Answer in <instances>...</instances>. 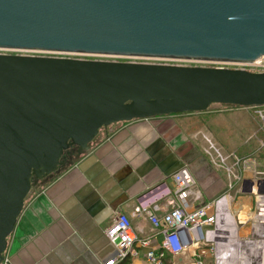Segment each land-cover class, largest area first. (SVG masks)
I'll return each mask as SVG.
<instances>
[{"label":"water","instance_id":"water-1","mask_svg":"<svg viewBox=\"0 0 264 264\" xmlns=\"http://www.w3.org/2000/svg\"><path fill=\"white\" fill-rule=\"evenodd\" d=\"M0 48L264 63V0H0ZM214 103L264 105V69L0 54V264L33 178L63 150Z\"/></svg>","mask_w":264,"mask_h":264},{"label":"crops","instance_id":"crops-1","mask_svg":"<svg viewBox=\"0 0 264 264\" xmlns=\"http://www.w3.org/2000/svg\"><path fill=\"white\" fill-rule=\"evenodd\" d=\"M250 120L258 124L251 111L226 107L118 123L28 197L7 239L6 264H105L117 254L105 229L119 212L130 218L138 238L147 244L136 242L135 254L118 264H147L146 252L160 250L162 236L134 209L158 205L159 215L168 209L174 187L171 175L183 166L195 179L198 205L231 193L228 183L236 180L234 175L248 178L257 170L253 144L259 137ZM231 155L243 161L233 173L234 181L219 165ZM239 199L236 207L243 206ZM230 202V196L220 200L225 223L219 231L209 232L211 239L227 237L226 243L217 244L218 264L219 248L233 240L227 218L234 215ZM210 251L204 241L193 242L178 254L165 251L163 261L215 264Z\"/></svg>","mask_w":264,"mask_h":264},{"label":"built area","instance_id":"built-area-1","mask_svg":"<svg viewBox=\"0 0 264 264\" xmlns=\"http://www.w3.org/2000/svg\"><path fill=\"white\" fill-rule=\"evenodd\" d=\"M0 50H7V48H0ZM40 51L51 54H67L64 52L56 51H42V50H28ZM106 56V55H102ZM123 57V56H117ZM135 58V57H130ZM213 64L216 68H229V69H244L251 72H261L264 69L263 59H257L252 62H230V61H207ZM251 111L258 122L259 130L263 133V139L259 138L260 147H264V105L262 106H249L241 107ZM211 149H214L211 146ZM234 159L231 167H226L228 175H234L232 168L238 166L241 160L231 155ZM225 159H221V164L224 165ZM243 162V161H241ZM236 180H239L234 194L245 196L253 200V214L250 218V231L253 237L254 224L260 225L259 227L264 230V170H255L250 177H238L234 175ZM171 179L173 182L172 198L168 203L166 209L161 215L158 214V205H153L149 209H142L136 207L135 213H142L148 219L151 230L158 232L162 236L160 250H148L145 254L147 264H165L163 259L165 251L172 254H178L183 251L189 244L198 241L209 242L215 241V252L213 253L214 262L218 264V256L216 254L217 244H224L227 242V237H220L221 242L211 239L209 232L219 231L220 225H224V219L221 218L222 213L219 208V202L226 196L231 197V193L226 192L216 200L210 201L207 205H198L200 195L195 190V179L191 172L186 167H180L172 173ZM248 182L252 186H248ZM235 188V183H228V190L231 191ZM260 188V190H259ZM238 198V199H239ZM213 208V213L208 214V210ZM220 222V224H219ZM198 228L201 229V235L198 233ZM105 235L108 241L116 248V257L109 260L105 264H118L128 255L135 254L133 245L138 242L141 245H146L147 240H140L132 226L130 218L124 213H117L113 223L105 229ZM252 239V238H251ZM211 249V248H210ZM212 251V250H211ZM1 264H6V259L3 257ZM187 264H202L201 261H191ZM261 264H264V234L263 245L261 247Z\"/></svg>","mask_w":264,"mask_h":264},{"label":"rangeland","instance_id":"rangeland-1","mask_svg":"<svg viewBox=\"0 0 264 264\" xmlns=\"http://www.w3.org/2000/svg\"><path fill=\"white\" fill-rule=\"evenodd\" d=\"M0 54H18V55H35V56H52V57H63V58H79V59H96V60H115V61H123V62H142V63H161V64H173V65H183V66H202V67H210L214 66L210 62L204 61V60H197V59H185V58H159V57H141V56H133L135 58H130L132 56H123V57H117L116 55H91V54H82V53H67V54H51L46 52H40V51H28V50H17V49H7V50H0ZM230 108L233 107L232 105H223V104H211L208 109H218L223 110L224 108ZM250 112V111H249ZM256 119V118H255ZM257 120V119H256ZM118 123L111 124L107 127H103L99 130L98 134L94 137V139L90 142L89 147L94 145L96 142L103 139L109 132H111V128L115 127ZM250 126L253 130H257V136L261 139H263V133L261 130L258 129V124L256 121L250 120ZM255 141V140H254ZM254 153L255 156V164L257 165V170H264V147L261 148L260 144L257 142H254ZM69 149H71V155L65 156V152L62 153V160L61 165L58 166V168L55 170V172L43 177V178H33L32 180V186L31 191L28 194L25 201L28 199V197L36 192L42 184H44L46 181H48L52 176L60 172L62 169L67 167V165L74 162L77 155L80 154V152H84L86 150H77L78 148L76 146H73L72 148H68L66 151L69 152ZM212 153L213 151L210 150ZM215 154V153H213ZM230 159L227 158V160L223 164H219L224 167H231L234 159H232L231 156H229ZM251 158V156L249 157ZM252 159V158H251ZM253 160V159H252ZM251 160V161H252ZM247 166H249V163H246ZM245 167V166H244ZM236 168L235 170H232L234 174L237 173V166H234ZM233 169V168H232ZM243 170V168H241ZM245 170V169H244ZM233 181L235 180L232 175H229ZM237 176V175H236ZM246 178V177H245ZM231 179V180H232ZM233 183H235V187L238 185L239 180H235ZM231 196L233 200L230 202V209L231 212L234 213L233 216L227 217L229 220V234L232 236L231 240L232 242L228 243V246L220 247L219 248V263L220 264H238V258L245 260L246 264H257L253 263L251 260H253L252 257H254V253H251L256 248V240L260 237L259 235V227L256 226L254 229V237L252 238V234L250 231V223L251 220L249 218L250 214H253V200L249 199L247 197H243L244 199H239L240 203L243 204L239 207H236V203L238 201V198L240 195L234 194V190L230 191ZM217 197L216 199H218ZM215 199V200H216ZM242 206V209H241ZM249 206V207H248ZM241 209V210H239ZM238 210V211H237ZM213 213V208L211 207L208 210V214ZM250 213V214H249ZM234 217V218H233ZM235 221V222H234ZM235 223H239V226L235 225ZM250 238V239H246ZM231 239V238H230ZM218 240V239H217ZM218 242H221V240H218ZM208 247L211 248L212 251H210L212 254L215 252V241L209 242ZM239 249L243 250L244 252H248L250 255L242 256L239 255ZM239 255V256H238ZM252 256V257H251ZM209 261L211 262V259L209 258ZM205 264H210L208 261H204Z\"/></svg>","mask_w":264,"mask_h":264},{"label":"bare ground","instance_id":"bare-ground-1","mask_svg":"<svg viewBox=\"0 0 264 264\" xmlns=\"http://www.w3.org/2000/svg\"><path fill=\"white\" fill-rule=\"evenodd\" d=\"M248 186L249 187H251L252 186V183L251 182H249L248 183ZM259 190H260V188H259ZM250 214V213H249ZM251 216H252V214H250V216H249V218H248V220L247 221H249V219L251 218ZM256 226H260V225H258V224H254V226H253V229H255V227ZM259 234H260V239H258V240H256V248H255V250L253 251V252H251V253H254L253 255H254V257H252L253 258V260H252V262L253 263H257V264H261V247H262V245H263V234H264V230L262 229V228H260L259 227V232H258ZM255 235H254V233H253V237H252V239H255V237H254ZM246 239H250V238H246ZM242 255V256H246L247 254H249L248 252H244L243 250H240L239 249V255ZM238 255V256H239ZM238 264H246L245 263V260H242V259H240V258H238Z\"/></svg>","mask_w":264,"mask_h":264},{"label":"flooded vegetation","instance_id":"flooded-vegetation-1","mask_svg":"<svg viewBox=\"0 0 264 264\" xmlns=\"http://www.w3.org/2000/svg\"><path fill=\"white\" fill-rule=\"evenodd\" d=\"M71 148H72V147H71ZM67 149H68V148H67ZM67 149L63 150V152H65V156H68V157H69V156L71 155V149H69V152L66 151ZM63 152H62V153H63ZM60 160H62V156H61ZM59 166H60V165H59Z\"/></svg>","mask_w":264,"mask_h":264},{"label":"trees","instance_id":"trees-1","mask_svg":"<svg viewBox=\"0 0 264 264\" xmlns=\"http://www.w3.org/2000/svg\"><path fill=\"white\" fill-rule=\"evenodd\" d=\"M233 107H238V106H233ZM208 110V109H207ZM207 110H205V111H207Z\"/></svg>","mask_w":264,"mask_h":264}]
</instances>
